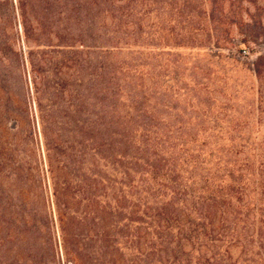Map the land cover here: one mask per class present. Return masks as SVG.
Wrapping results in <instances>:
<instances>
[{
  "label": "rangeland",
  "instance_id": "obj_1",
  "mask_svg": "<svg viewBox=\"0 0 264 264\" xmlns=\"http://www.w3.org/2000/svg\"><path fill=\"white\" fill-rule=\"evenodd\" d=\"M27 259L264 264V0H0V264Z\"/></svg>",
  "mask_w": 264,
  "mask_h": 264
},
{
  "label": "trees",
  "instance_id": "obj_2",
  "mask_svg": "<svg viewBox=\"0 0 264 264\" xmlns=\"http://www.w3.org/2000/svg\"><path fill=\"white\" fill-rule=\"evenodd\" d=\"M261 66H262V64L260 65V63H259V65H257L255 63V65L253 66V71L255 72V74L259 73ZM65 261L68 264H81L80 261H78V259H65ZM14 264H19V263L16 262ZM22 264H37V263L35 262L34 259H27ZM41 264H44V262L41 263Z\"/></svg>",
  "mask_w": 264,
  "mask_h": 264
}]
</instances>
